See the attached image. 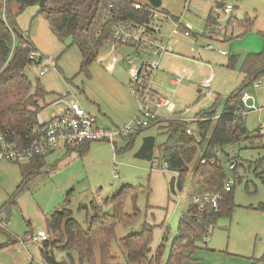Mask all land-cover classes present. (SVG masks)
<instances>
[{
	"label": "rangeland",
	"instance_id": "obj_1",
	"mask_svg": "<svg viewBox=\"0 0 264 264\" xmlns=\"http://www.w3.org/2000/svg\"><path fill=\"white\" fill-rule=\"evenodd\" d=\"M216 1L161 0L159 10L180 18L182 25L190 27L192 35L188 41L179 37L178 43L172 47L173 54L162 61L167 89L174 88L168 81L175 75L182 76L184 81L171 98L175 112L167 114L160 111V118L186 120L212 108L219 114L229 95L240 87L239 71L244 57L264 52V0L232 1L235 8L227 17L228 23H224L226 18L220 13V21L225 26L223 31L210 32L206 30V18ZM135 2L140 5L147 3L146 0ZM36 12V7L27 8L16 18V24L33 49L53 62L42 76L39 72L44 62L33 63L26 69L30 81L35 84L38 80L47 92L44 104L49 105L56 96L63 95L77 100L84 111L96 117L102 128L123 129L130 124L137 115L138 102L128 86L129 67L126 66L125 55L130 54L133 60V54L121 49L117 55L118 63L110 72L105 69L109 62L108 43L95 55L80 35L77 36L78 45L70 39L61 42L50 31L45 16L36 15ZM161 19L168 20L158 17L156 24L161 23ZM246 20L253 25L242 29ZM170 25L172 27V23ZM238 33L241 35L236 37ZM208 44L211 50L205 48ZM86 50L94 59L82 71ZM218 50L228 56L223 57ZM231 57L236 59L234 70L226 68ZM99 61H102V66L97 64ZM206 80L210 81L208 89L201 87ZM260 80L264 82V77ZM249 90L257 101V107L264 106V87ZM163 92L167 95L165 89ZM45 113L48 115L50 111L45 109L42 115ZM260 124L264 125V112H253L245 119L246 130L250 134ZM146 136L155 137L151 161L134 157ZM166 138L163 128L153 126L136 136L129 148H126L128 140L115 137L117 153L113 145L100 141L91 143L82 156L79 151L67 153L59 149L46 156L42 167L29 160L1 162L0 264H43L40 257L43 242L30 239L39 232H47L50 215L62 209L71 210L73 219L83 230H88L94 217L93 204L102 210L103 215L121 214L115 227V238L107 248V264H131L127 263L126 252L119 241L140 234L144 226L152 232L146 264L157 261L155 253L162 237H165V248L158 264H167L179 220L193 194L190 190L192 173H189L179 191L180 204L176 205L177 196L170 189L174 175L161 168V153L157 149ZM241 144L234 148L240 153L241 163L232 191V211L217 220L208 230V235L195 243V249L187 253L180 264H260L257 261L264 258V136L249 137ZM257 163L261 165L252 167ZM228 175L232 173L228 172ZM114 197L116 200L122 197L120 212L113 209L111 200ZM49 237L53 239L51 233ZM93 251L96 263L100 264L99 249L94 248ZM53 252L57 261L67 260L64 251L53 249ZM71 256L75 264H79L77 255ZM82 264L89 263L85 261Z\"/></svg>",
	"mask_w": 264,
	"mask_h": 264
},
{
	"label": "trees",
	"instance_id": "obj_2",
	"mask_svg": "<svg viewBox=\"0 0 264 264\" xmlns=\"http://www.w3.org/2000/svg\"><path fill=\"white\" fill-rule=\"evenodd\" d=\"M134 4H136L135 0H5L4 19L0 13V138L2 142L16 148H26L32 141L39 139L36 131V116L46 105L44 98L47 92L38 80L33 84L26 74L29 65L39 62L30 60L29 54L33 51V47L24 33L18 29L16 18L27 8L37 7L36 15L45 16L50 31L59 41L70 39L74 45H78L77 36L80 35L86 41L88 49L97 55L99 48L110 41L112 29L118 22L134 21L148 24L151 20L150 10H158L147 3L141 5L143 8L140 10H134ZM221 7L222 4L219 2L215 9ZM1 9L0 3V12ZM213 10L206 18V28L211 22L210 14ZM244 25L241 26L242 29L251 28L253 24H248L246 20ZM23 44L25 47L22 46ZM89 50L85 51L88 58L83 54L82 71H85L94 59ZM235 63V58L229 59V69H233ZM240 73L244 76L242 85L229 95L219 114L212 108L208 112H199L194 121L159 118L147 127L158 126V129L165 130L166 141L157 147L161 153V168L165 165L167 172L178 174L179 191L188 174L192 173L190 190L193 195L204 193L222 195L219 210L215 213L207 209L199 214L194 206H188L179 220L177 235L172 239L167 264H180L183 257L195 249V243L202 241L217 220L229 215L234 207L232 191L235 184L230 192H224V172L217 164L201 165L200 160L209 158L218 148L247 141L244 123L235 115L242 107L241 94L264 77V52L247 55ZM216 116L218 118L215 119ZM147 128L123 137L128 140L126 148L131 147L135 137ZM188 129L191 130V134H187ZM114 151L117 153L116 147ZM86 152L87 148H83L79 154L82 156ZM45 156L33 157L29 161L42 167L45 165ZM240 163L241 160L238 167ZM260 165L261 163H257L252 167L256 168ZM238 167L233 172L235 183ZM173 180L174 178L170 183L171 191ZM121 200L122 197L117 200L114 197L111 200L116 212H120L123 207ZM91 208L94 217L86 231L73 219L72 211L69 209L55 211L50 215L46 233L48 237L51 233L53 239L49 237L40 248L43 264H75L71 256L74 253L79 264L85 261L89 264H97L94 248L100 251V264H107L106 260L109 258L107 248L115 238L114 231L121 214L110 217L103 215L96 204ZM164 231L166 233L167 228ZM151 234V229L144 226L140 234L119 241L126 252L127 263H147ZM164 239L165 237H162L159 248L157 247L155 264H158L164 251ZM63 241L62 246H59ZM135 247L138 248L132 249ZM53 249L64 251L67 260L57 261ZM263 261L264 258H261L257 262L261 264Z\"/></svg>",
	"mask_w": 264,
	"mask_h": 264
},
{
	"label": "built area",
	"instance_id": "obj_3",
	"mask_svg": "<svg viewBox=\"0 0 264 264\" xmlns=\"http://www.w3.org/2000/svg\"><path fill=\"white\" fill-rule=\"evenodd\" d=\"M232 1L236 0H219L222 4L220 9H214L210 14L211 22L206 30L210 32L223 31L225 26L220 21L222 13L227 22L235 6ZM2 4L1 17L5 18L4 4L5 0H0ZM143 8L140 4H134V10ZM150 22L142 24L134 21L118 22L112 29L109 44V62L105 66L107 70H112L118 63V54L125 51L131 52L134 59H130V54L125 55V63L128 68L129 81L128 86L131 95L138 102V112L130 124L123 129L109 130L98 125L97 119L86 113L76 100L67 99L65 96L56 97L50 104L51 109L48 118L37 114V133L39 139L34 140L26 148H16L13 145L5 144L0 138V163L11 162L20 163L28 161L37 156H44L58 149L68 147H78L91 142L105 141L115 148V137H126L130 133L139 129L147 128L153 121L159 119L158 113L165 110L169 114L175 111V105L170 97H165L158 89V79L162 71L161 61L164 56L172 54L169 42L177 37H190V27L182 25L180 20L172 21V29L168 35H162L161 23L156 24L158 17L168 18L166 15L156 10H150ZM228 17V18H227ZM205 30V31H206ZM204 31V32H205ZM176 42V39H175ZM25 47V44L22 45ZM211 50V45L205 47ZM220 55L226 56L224 51H217ZM30 60L44 62L39 75H44L48 70L47 67L53 65L52 60L44 59L40 52L33 49L29 54ZM135 60V62H133ZM97 63V62H96ZM102 66V61L97 63ZM184 78L174 76L170 82L177 86L183 82ZM209 80L204 81L203 86L208 87ZM264 87V82L256 81L252 88L258 90ZM242 107L236 113L242 121L252 112H259L264 108L257 107L254 96L245 91L240 96ZM218 118L217 116L215 119ZM195 119H193L194 121ZM192 121V120H191ZM187 134H191L188 129ZM258 135L264 134V125L260 124L256 130ZM247 137V136H246ZM240 144L226 145L214 151L209 158H201L200 164H217L225 174L224 192H230L235 184L233 172L238 167L240 155L234 148ZM164 171L166 166L162 167ZM231 172L232 175H228ZM174 180L172 191L177 196L176 205L180 204L179 190L177 188L178 174L173 173ZM222 199L221 194L204 193L194 194L191 196L189 206H194L199 214L204 213L207 209L212 212L219 210V203ZM48 239L46 232H39L36 237H32V242H45Z\"/></svg>",
	"mask_w": 264,
	"mask_h": 264
},
{
	"label": "crops",
	"instance_id": "obj_4",
	"mask_svg": "<svg viewBox=\"0 0 264 264\" xmlns=\"http://www.w3.org/2000/svg\"><path fill=\"white\" fill-rule=\"evenodd\" d=\"M219 3V0H217L214 4H213V6L211 7V9L209 10V12L212 10V9H215L216 8V5ZM187 5V2H185V6ZM161 6V5H160ZM31 8H33V7H31ZM37 8V7H36ZM160 9V8H159ZM157 10L159 13H164V14H166V15H168L169 16V20H167V21H164V20H160L161 21V29H162V32H161V34L162 35H168L169 33H170V31H171V29H172V27H171V25H170V23L172 22V21H177V20H180V18H178V17H174V16H172V15H170V13L169 12H164V11H162V10ZM208 12V13H209ZM207 16H208V14H207ZM231 19V18H230ZM232 20H235V22L237 21L236 20V18H233L232 17ZM227 23H228V20H227ZM170 25V26H169ZM191 35H192V33H191ZM190 35V36H191ZM239 35H241V33L239 34H236L235 36L236 37H238ZM198 36H201V38H203L202 37V35H198ZM178 38L179 37H177V38H174V39H171L170 40V42H169V46H170V48H171V50H172V47L173 46H175L177 43H178ZM182 38V41H188V39L190 38V37H188V38H183V37H181ZM197 38V36H195V39ZM175 39H176V42H175ZM28 42L30 43V41H29V39H28ZM212 43H218V42H213V41H211ZM227 43H229V42H227ZM31 44V43H30ZM193 46H195L194 44H192ZM31 46L33 47V45L31 44ZM174 50V49H173ZM176 50V49H175ZM36 51H38V50H36ZM39 52V51H38ZM191 52H193V50L191 49ZM173 54V53H172ZM172 54H170V55H167V56H171ZM247 55H249V54H247ZM246 55V56H247ZM167 56H164V58L165 57H167ZM228 55H226V56H223V57H227ZM245 56V57H246ZM244 57V58H245ZM163 58V59H164ZM231 58H234V57H231ZM231 58H229V59H231ZM163 59H162V61H163ZM229 59H228V61H229ZM162 61H161V65H162ZM228 61H227V66H226V68L227 69H229V67H228ZM115 68V67H114ZM114 68L112 69V70H110V72L111 71H113L114 70ZM106 69V68H105ZM107 70V69H106ZM229 70H234V69H229ZM109 71V70H108ZM166 73L162 70L161 72H160V76H159V79H158V83H157V85H158V89H159V91L161 92V90H162V95L163 96H165V97H170V98H172V96L176 93V88H178L181 84H179V85H177V86H175V85H173L171 82H170V80L168 81V83H169V85H171V86H173L174 88H172V89H167L166 88V81H167V79L163 76V75H165ZM45 75V74H44ZM173 75H175V74H173ZM175 76H177V75H175ZM178 76H180V75H178ZM239 76H240V79H241V84H240V86L242 85V82H243V80H244V76L240 73V71H239ZM180 77H182V76H180ZM184 81V80H183ZM203 84H204V82L201 84V87H203L204 89H208V88H210V82H209V84H208V87H204L203 86ZM252 88V87H251ZM163 89H165V92L167 91V95H165L164 94V92H163ZM250 89V88H249ZM249 89H247L246 91L247 92H251ZM198 94H201V91L200 90H198ZM251 94H252V92H251ZM253 95V94H252ZM63 96V95H62ZM61 96V97H62ZM58 97V96H57ZM66 97V96H65ZM56 98V97H55ZM54 98V99H55ZM70 100H73V99H70ZM75 100V99H74ZM256 100V99H255ZM77 101V100H76ZM215 101H217V99L215 100ZM214 101V102H215ZM78 102V101H77ZM79 103V102H78ZM256 104H257V101H256ZM79 106H80V104H79ZM81 107V106H80ZM82 108V107H81ZM260 108H264V106H261ZM49 110L50 112H51V109L49 108V105H45L44 107H43V109L38 113V114H41L42 115V112H44V110ZM83 109V108H82ZM84 110V109H83ZM162 111H164L165 113H167V114H169L168 112H166L165 110H162ZM86 112V111H85ZM175 112V111H174ZM173 112V113H174ZM221 112V111H220ZM261 112H264V110H261V111H259V112H255V113H261ZM87 113V112H86ZM199 113V112H198ZM198 113H196L192 118H189V119H186V121H191V120H193V119H195L196 118V116H197V114ZM253 113V112H252ZM252 113H249V114H252ZM89 114V113H88ZM248 114V115H249ZM49 115H50V113H48V115L45 113L44 115H42L43 117H45V118H48L49 117ZM247 115V116H248ZM247 116H246V118H247ZM96 118V117H95ZM179 120H184V119H180V118H178ZM243 123H244V127H245V120L243 121ZM99 125V124H98ZM259 126V125H258ZM258 126L253 130V132H251L252 134H250L249 132H247V130H246V136H247V138H249V137H256V136H264V134H260V135H258L257 133H256V130L258 129ZM245 129H246V127H245ZM122 139H124V138H122ZM91 143H97V142H91ZM91 143H87V144H85V145H81V146H78V147H68V148H62L63 150H65V151H67V153H70V152H73V151H79L80 152V150H82L83 148H88L89 147V145L91 144ZM241 144V143H240ZM242 145V144H241ZM59 150V149H58ZM57 151V150H56ZM55 152V151H54ZM54 152H52V153H50V154H53ZM50 154H48V155H50ZM239 155H240V153H239ZM47 156V155H46ZM46 156L44 157V160L46 159ZM240 160H241V157H240ZM0 223H1V221H0Z\"/></svg>",
	"mask_w": 264,
	"mask_h": 264
},
{
	"label": "water",
	"instance_id": "obj_5",
	"mask_svg": "<svg viewBox=\"0 0 264 264\" xmlns=\"http://www.w3.org/2000/svg\"><path fill=\"white\" fill-rule=\"evenodd\" d=\"M147 4L154 8L159 9L161 5V0H146ZM155 146V137L146 136L142 139V143L139 149L134 154L136 159L151 161L153 157V150Z\"/></svg>",
	"mask_w": 264,
	"mask_h": 264
}]
</instances>
